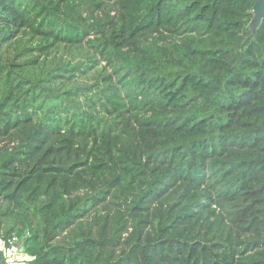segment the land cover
<instances>
[{"label": "trees", "instance_id": "trees-1", "mask_svg": "<svg viewBox=\"0 0 264 264\" xmlns=\"http://www.w3.org/2000/svg\"><path fill=\"white\" fill-rule=\"evenodd\" d=\"M255 2L0 0V238L23 264H264Z\"/></svg>", "mask_w": 264, "mask_h": 264}, {"label": "built area", "instance_id": "built-area-1", "mask_svg": "<svg viewBox=\"0 0 264 264\" xmlns=\"http://www.w3.org/2000/svg\"><path fill=\"white\" fill-rule=\"evenodd\" d=\"M0 251L6 257L8 264H23V261L26 259L24 255L23 258H20L23 254V248L21 244L18 245L16 237L10 240L0 238Z\"/></svg>", "mask_w": 264, "mask_h": 264}, {"label": "water", "instance_id": "water-1", "mask_svg": "<svg viewBox=\"0 0 264 264\" xmlns=\"http://www.w3.org/2000/svg\"><path fill=\"white\" fill-rule=\"evenodd\" d=\"M253 20L251 22L254 34L257 32L258 26L264 18V0H256L253 5Z\"/></svg>", "mask_w": 264, "mask_h": 264}, {"label": "rangeland", "instance_id": "rangeland-1", "mask_svg": "<svg viewBox=\"0 0 264 264\" xmlns=\"http://www.w3.org/2000/svg\"><path fill=\"white\" fill-rule=\"evenodd\" d=\"M20 258H23V254L20 256Z\"/></svg>", "mask_w": 264, "mask_h": 264}, {"label": "clouds", "instance_id": "clouds-1", "mask_svg": "<svg viewBox=\"0 0 264 264\" xmlns=\"http://www.w3.org/2000/svg\"><path fill=\"white\" fill-rule=\"evenodd\" d=\"M25 256V254H23Z\"/></svg>", "mask_w": 264, "mask_h": 264}]
</instances>
